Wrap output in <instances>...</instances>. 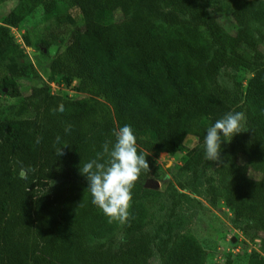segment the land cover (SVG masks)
Segmentation results:
<instances>
[{
	"label": "trees",
	"instance_id": "obj_1",
	"mask_svg": "<svg viewBox=\"0 0 264 264\" xmlns=\"http://www.w3.org/2000/svg\"><path fill=\"white\" fill-rule=\"evenodd\" d=\"M17 2L0 25V95L20 98L22 82L35 77L23 51L30 40L23 36L19 45L11 29L40 8L54 28L41 45L61 47L48 61V82L0 111V264H149L154 255L158 264H203L196 239L174 228L184 194L172 189L167 220L145 231L144 201L157 192L143 183L152 158L174 156L188 136L203 144L207 127L230 111L243 113L244 128L228 152L221 149L212 174L203 148L188 151L180 172L189 180L180 187L195 191L201 183L208 203L222 200L264 248V0ZM220 3L234 35L209 12ZM223 69L250 77L227 89L218 82ZM75 81L85 98L51 91V83L69 88ZM123 125L134 130L148 169L134 182L128 218L118 226L91 204L79 165Z\"/></svg>",
	"mask_w": 264,
	"mask_h": 264
},
{
	"label": "rangeland",
	"instance_id": "obj_2",
	"mask_svg": "<svg viewBox=\"0 0 264 264\" xmlns=\"http://www.w3.org/2000/svg\"><path fill=\"white\" fill-rule=\"evenodd\" d=\"M17 5V0L0 3V25L5 16ZM209 12L228 34H235L236 25L230 18L224 3L211 4ZM73 15L80 22L77 13L73 12ZM114 20L120 21L122 17L120 14H116ZM51 29H54L53 26L45 20L40 8L27 17L19 28L11 29L15 41L21 46L23 36H28L31 46L23 49V51L25 62L33 65L35 77L22 82L20 98L11 99L0 95V111L4 106L19 103L25 96L30 94L33 87L48 82V61L53 58L56 50L61 47L58 43L46 50L41 45V42L52 33ZM64 33L67 34V31L65 30ZM260 49L264 52V44L260 45ZM31 75L30 73L29 76ZM249 77L248 73L242 70L231 72L223 69L218 82L220 86L232 89L234 82H240L244 87ZM77 87V81L73 82L69 88L59 86L60 89L57 94L73 99L85 98L84 95L75 91ZM242 128H244V121H242ZM229 145L230 142H222L221 149L228 152ZM202 148L203 144L198 143L195 137L188 136L184 141L183 149L174 156L161 154L158 158H152L153 173L143 183V187L157 192V196L144 201L146 204L145 231L152 232L157 224L167 220L171 208L170 198L173 189L177 194H184L185 196L176 208L175 214L179 220L176 221L174 228L179 234L192 236L196 239L204 251L203 264H248L253 257L264 258V248L260 242L261 236L245 231L243 229L244 223H235L231 211L224 205L222 200L211 206L204 193L205 187L201 183L197 184L195 191H191L188 186L183 189L180 187L189 180V175L180 172L186 153L193 150L200 151ZM209 165L207 174H212L215 169V162L209 161ZM120 225L121 222L118 221V226ZM116 240L118 242L122 240V234L119 231ZM149 264H158L157 255L150 259Z\"/></svg>",
	"mask_w": 264,
	"mask_h": 264
},
{
	"label": "clouds",
	"instance_id": "obj_3",
	"mask_svg": "<svg viewBox=\"0 0 264 264\" xmlns=\"http://www.w3.org/2000/svg\"><path fill=\"white\" fill-rule=\"evenodd\" d=\"M63 110V105L55 109L58 112ZM243 120V113L230 111L207 127L203 137L206 161L218 160L222 142H230L235 134L242 131ZM69 131V128L65 129L66 133ZM112 137L101 146L102 151L95 158L81 161L79 173L87 180L91 204L110 221L122 223L128 218L134 182L143 170L148 169V163L143 153L138 154L137 138L130 125L113 129ZM63 150H57L61 157Z\"/></svg>",
	"mask_w": 264,
	"mask_h": 264
},
{
	"label": "built area",
	"instance_id": "obj_4",
	"mask_svg": "<svg viewBox=\"0 0 264 264\" xmlns=\"http://www.w3.org/2000/svg\"><path fill=\"white\" fill-rule=\"evenodd\" d=\"M50 87H51V91H52V92H56V93H57V92L59 91V89H60V88H59L57 85H55L54 83H51V84H50Z\"/></svg>",
	"mask_w": 264,
	"mask_h": 264
}]
</instances>
